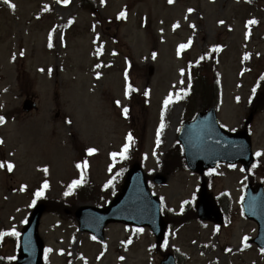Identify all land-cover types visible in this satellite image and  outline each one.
Listing matches in <instances>:
<instances>
[{
	"label": "rangeland",
	"instance_id": "rangeland-1",
	"mask_svg": "<svg viewBox=\"0 0 264 264\" xmlns=\"http://www.w3.org/2000/svg\"><path fill=\"white\" fill-rule=\"evenodd\" d=\"M11 2L16 5L14 10L10 6L0 9V114L6 117V123L0 125L4 139L0 160L15 167L11 172L0 168V232L10 233L14 228L19 235L0 237V256L17 257L21 233L36 204L45 197L66 199L68 185L79 177L77 161L88 148L97 149L88 153L87 161L90 176L98 184L111 180L121 187L118 179L125 163L111 154L122 150L129 132L139 141L136 156L145 173L151 172L153 178L161 174L159 162L178 140L186 105L175 98L168 105V124L157 146L163 101L169 92L187 89V60L211 52L213 45L222 46L217 54L222 89L218 117L231 131L242 129L249 117L252 89L264 71V0H175L171 5L167 0H95L97 14L83 10L78 0H69L67 5L57 0ZM49 5L52 11L42 13ZM127 5V17L118 19ZM188 8L195 11L189 14ZM252 18L258 23L246 27ZM220 20L225 24H219ZM177 21L180 26L173 29ZM193 23L195 29L190 27ZM53 29L54 45L49 48ZM248 31L251 35L246 39ZM189 38L191 46L177 55L178 45ZM98 49H102L99 54ZM20 51H24L23 57ZM153 52L157 53L155 59ZM245 52L250 53L248 60L243 59ZM41 68L45 71L40 72ZM180 68L186 70L183 77ZM129 83L138 89L132 99L130 93L125 95ZM146 89L149 96L143 97ZM27 91L37 95L39 108L18 114L22 94ZM67 119L72 120L71 125ZM250 129L254 152L264 151V112L254 117ZM256 157L259 165L253 175L257 183L264 184V155ZM215 172L210 191L230 195L231 223L217 231L211 223L191 220L180 225L174 219L169 222L167 247L185 256L180 264H264L260 250L248 243L257 234V224L242 214L248 172L240 164L235 168L220 164ZM167 177L164 184L152 180L150 188L164 198L169 213L181 211L183 201L195 204L200 175L188 169ZM45 180L49 187L37 198L35 192ZM105 204L102 201L99 206ZM136 229L112 223L106 228L105 241H99L81 232L75 218L46 212L40 235L45 248L52 249L47 254L51 264H160L163 255L152 247L156 241L151 230ZM245 235L249 237L247 248ZM129 239L131 244L126 243Z\"/></svg>",
	"mask_w": 264,
	"mask_h": 264
},
{
	"label": "water",
	"instance_id": "water-1",
	"mask_svg": "<svg viewBox=\"0 0 264 264\" xmlns=\"http://www.w3.org/2000/svg\"><path fill=\"white\" fill-rule=\"evenodd\" d=\"M36 104L28 101L25 110L30 111ZM249 122V121H248ZM180 139L185 145L186 157L190 167L203 173L208 167H214L219 161L235 163L242 161L249 168L253 158L251 156L250 136L246 130L238 133H228L219 124L215 110L201 113L194 122L186 123L181 131ZM233 155L234 158L229 156ZM161 182L165 179L161 178ZM245 208L250 218L259 222V236L254 241L264 247V192L262 187L258 192L250 188L245 199ZM44 206L39 205L33 211L23 235L21 253L18 264H44L43 241L38 235V226ZM197 210L202 219L222 223L223 216L219 207L208 194L203 184ZM76 216L82 230L93 232L104 238V228L111 221H124L138 226L150 225L156 234L157 240L162 242L166 230V223L160 212V203L157 197L152 196L148 189L141 167L136 164L130 170L120 195L112 204L104 209L83 206ZM162 264H175L173 255Z\"/></svg>",
	"mask_w": 264,
	"mask_h": 264
},
{
	"label": "snow or ice",
	"instance_id": "snow-or-ice-1",
	"mask_svg": "<svg viewBox=\"0 0 264 264\" xmlns=\"http://www.w3.org/2000/svg\"><path fill=\"white\" fill-rule=\"evenodd\" d=\"M59 2L62 3V4L67 5V4L69 3V0H59ZM105 2H106V0H101V3H105ZM167 2H168V4L171 5V4H173V3L175 2V0H167ZM4 3L9 4V6H10L13 10H14L15 7H16V5L13 4V3L11 2V0H4ZM44 10H45V11H48V10H50V9L46 6ZM194 11H195V9H193V8H188V9H187V13H189V14L192 13V12H194ZM126 17H127V11H126V10H122V11H120V12L118 13V16H117L118 19H120V18H126ZM184 18H185V19H188V16L186 15ZM69 23H72V21L69 20ZM218 23L221 24V25H223V24H225V21H224V20H220V21H218ZM257 23H258V21H257L255 18L249 19V20L246 22V27H249V28H250L251 25H253V24H257ZM179 26H180L179 21H177L176 23L173 24L172 27H173V29H176V28H178ZM94 27H95V25H93V28H94ZM190 27H192L193 29H195V28H196L195 23L191 24ZM53 31H55V29H53ZM161 32H163V29H161ZM98 35H99V34H97V36H98ZM250 35H251L250 31L246 32V33H245V38H246V39L249 38ZM60 39H61V41L63 42V35H61ZM191 44H192V39H191V38H189V40H188L187 43H181V44H179V45H178V50H177V55H180L181 52H182L184 49L190 47ZM48 47H49V48H52V47H53V36H52V32H50V33H49V36H48ZM221 49H222V46H221V45H219V44H217V45H213V46H212V49H211V52L206 53L205 55L200 56L199 59H198L195 63H196V64H199L200 61L204 60V59L207 58V57H210L212 53H214V52H218V51H220ZM100 51H102V49H98V53H97V54H99ZM19 55H20L21 57H23V56L25 55L24 51H20V52H19ZM151 55H152V58L155 59L156 56H157V53L153 52ZM257 55H259V54L257 53ZM249 58H250V53L245 52V53H244V56H243V59H244V60H248ZM12 60H13V61L16 60V54H15V53L12 55ZM189 65L191 66V62H189ZM130 66H131V65L129 64V67H130ZM96 67L99 68L100 65L97 64ZM39 71H40V72H44L45 69H44V68H41V69H39ZM47 71H48V74L51 75V73H52V69L49 68ZM185 71H186L185 68H180V69H179V72H180L181 77L184 76ZM100 75H101V73H99V72L96 73L97 78H99ZM125 79H126V80L128 79V72H127V70L125 71ZM261 79H264V77H261ZM180 83H181V84L184 83L183 79H181ZM131 90H132V85H131V83H129V84L127 85V89H126L125 95H126V96L129 95V93H130ZM190 90H191V76L189 75V86H188V89H187V90H185L184 88H180L179 91H177V92H169L168 96L165 97V99H164V101H163V106H164V107H163V109H162V111H161V120H160V124H159V127L157 128V131H156V143H157V146H159V144L161 143V139H160V137H161V133H162L163 129L165 128L164 115H165V111L167 110L168 105H169L170 103L173 102L174 98H175V100H180V99H182L183 96H186V95L188 94V91H190ZM252 92H253V95H255L256 88H253V89H252ZM144 95L147 96V95H149V93H148V92H145ZM236 99H237V101H239L240 97H236ZM115 103H116L117 105H120V104H121V102H120L119 100L115 101ZM0 107H2V105H0ZM128 111H129V110H128V108H127L126 106L123 107V113H124L125 116L128 115ZM5 123H6V117H5L4 115H0V125H3V124H5ZM66 123H67L68 125H71V124H72V120H71V119H67V120H66ZM126 141H127V142L123 144V146H122V150H121L120 152H118V153H117V152H113V153L111 154L113 158H115V157H117V156H119V157H121V158H127L128 151H129V149H130L132 143L134 142V137H133V135H132L131 132L128 133V135H127V137H126ZM2 144H4V139H3L2 137H0V145H2ZM96 151H97V149L94 148V147H90V148L87 149V152H88L90 155L93 154V153H95ZM255 155L258 156V157H259V156H262V155H264V151H257V152L255 153ZM229 166L232 167V168H235V167H236L235 164H231V165H229ZM5 167L7 168V171L11 172V171H13L15 165H14L12 162H10V161H2V160H0V168H5ZM76 167H77V168H87V161L85 160V161L83 162V164L78 163V164L76 165ZM254 167H255V165H254ZM110 170H111V169H110ZM44 171H45V173L48 171L47 167L44 168ZM213 171H215V169H210V170H209V173H211V172H213ZM83 182H84V177H83V172H82V173H81V177H80V179L73 180L72 183H71V185H69V192H71L72 189H74L76 186L82 184ZM111 183H112V181L109 180V181H108V184H111ZM105 186L107 187V185H105ZM25 187H26V186H25ZM48 187H49V183H48L47 180H45V181L43 182V186H42L41 188L37 189V191L35 192V196H36L37 198L42 197V196L44 195V190H45L46 188H48ZM21 190H23V188H22ZM67 194H68V193H66V195H67ZM193 197H194V194H193ZM160 199H161V203H163V202H164V198L161 197ZM33 203H35V200H33ZM187 203H189V201H187V200H186V201H183V203H182V205H181V212L184 210V209H183V204H187ZM216 230L219 231V225H217V229H216ZM136 231H138V232H142L143 229H142V228H138V229H136ZM8 234L13 235V236H18V235H19V233L16 232L15 229L13 228V229L11 230L10 233L0 232V237H2V236H4V235H8ZM92 239H96V237H92ZM248 240H249V237L245 235V236L243 237V244H244V247H245V248H247V247L249 246L248 243H247ZM126 243L131 244V243H132L131 239L127 240ZM167 243H168V242H167V240L165 239V241H164V246H165V247H167ZM152 247H155V245H153ZM44 251H45V259H47V258H48V257H47V254H48L49 252H51L52 249H51V248H46ZM60 251H61V253H63V249H61ZM228 251H231V249H228ZM260 252H261V253H264V247H262V248L260 249ZM100 255L102 256L103 253H101ZM98 258H99V257H98ZM8 259L12 260V259H15V257H14V256H13V257H8ZM120 259L123 260V259H125V258H124V257H120Z\"/></svg>",
	"mask_w": 264,
	"mask_h": 264
},
{
	"label": "trees",
	"instance_id": "trees-1",
	"mask_svg": "<svg viewBox=\"0 0 264 264\" xmlns=\"http://www.w3.org/2000/svg\"><path fill=\"white\" fill-rule=\"evenodd\" d=\"M80 5L90 11H96L95 0H78ZM192 84L191 95L188 96V109L193 111L197 105L201 109L210 107L214 101L218 98V73L212 60L206 58L203 62L194 65L191 68ZM261 105H264V95L261 97ZM192 108V109H191ZM171 165V171L178 168H184L185 162L183 153L179 147H174L166 156L163 167L167 169V166ZM102 191L104 194H110L112 188L107 185L104 187H98L85 178L84 182L77 186L74 193V200H80L81 202L94 201L96 203L101 202L102 197L98 194ZM50 205L49 210L57 214H63L67 204L60 201H47ZM195 213L192 211V215ZM0 264H15V262H6V260H0Z\"/></svg>",
	"mask_w": 264,
	"mask_h": 264
},
{
	"label": "bare ground",
	"instance_id": "bare-ground-1",
	"mask_svg": "<svg viewBox=\"0 0 264 264\" xmlns=\"http://www.w3.org/2000/svg\"><path fill=\"white\" fill-rule=\"evenodd\" d=\"M177 114H180V110H177ZM172 143V141H169V145Z\"/></svg>",
	"mask_w": 264,
	"mask_h": 264
},
{
	"label": "flooded vegetation",
	"instance_id": "flooded-vegetation-1",
	"mask_svg": "<svg viewBox=\"0 0 264 264\" xmlns=\"http://www.w3.org/2000/svg\"><path fill=\"white\" fill-rule=\"evenodd\" d=\"M27 97H29V96H27Z\"/></svg>",
	"mask_w": 264,
	"mask_h": 264
}]
</instances>
